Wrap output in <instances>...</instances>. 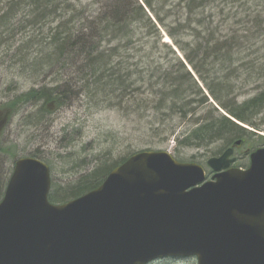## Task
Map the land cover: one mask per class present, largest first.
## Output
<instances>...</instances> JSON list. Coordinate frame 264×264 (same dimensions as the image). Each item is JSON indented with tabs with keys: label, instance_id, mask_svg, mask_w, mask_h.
Masks as SVG:
<instances>
[{
	"label": "trees",
	"instance_id": "trees-1",
	"mask_svg": "<svg viewBox=\"0 0 264 264\" xmlns=\"http://www.w3.org/2000/svg\"><path fill=\"white\" fill-rule=\"evenodd\" d=\"M174 1L176 7L179 5L184 10L185 17L183 22L175 19V25L169 28L164 21L171 11L165 7L168 0H0V46L8 55L12 51L10 56L17 58V67L31 70L33 75L53 74L50 84L31 86L14 94L3 102V109L14 114L20 106L35 105V111L26 117L40 121L48 113L49 102L60 107L71 104L81 92L85 95L113 92L119 100L127 102L126 108L137 117H142V111L152 110L149 127L156 126V132L165 128L169 138L175 133V125L163 120L166 112L171 114L170 119L177 113L181 118L186 117L195 111L191 105L199 102L208 106V110L202 118L192 120L190 128L177 139L178 144L203 147L219 140L227 148L240 140L236 147L239 148L257 138L264 145V136L256 132L260 128L252 121V117L264 111V86L242 102L237 101L233 89L238 68L251 63L241 55L249 36L223 34L211 25L201 29L203 19L199 21L196 11L214 0ZM158 24L172 39L181 57L171 46L163 44L172 60L164 63L151 58L160 38ZM255 24L261 26L260 21ZM42 25H47L46 32L40 31ZM177 28L190 29L191 40L177 39ZM198 28L201 30L197 31ZM150 37L154 39L148 46ZM127 50L130 53L126 56ZM71 68L76 77L67 74ZM114 68L134 69L119 73ZM186 68H191L216 106L208 103ZM189 88L201 95L198 101L190 98ZM29 156L43 160L38 153ZM125 159L99 162L65 186L51 184L49 201L62 203L96 188ZM8 178L3 180L0 176V200Z\"/></svg>",
	"mask_w": 264,
	"mask_h": 264
},
{
	"label": "water",
	"instance_id": "water-1",
	"mask_svg": "<svg viewBox=\"0 0 264 264\" xmlns=\"http://www.w3.org/2000/svg\"><path fill=\"white\" fill-rule=\"evenodd\" d=\"M240 144L206 160L209 179L165 150L135 152L62 203L48 199L49 166L19 157L0 200V264H264V146L239 168Z\"/></svg>",
	"mask_w": 264,
	"mask_h": 264
},
{
	"label": "rangeland",
	"instance_id": "rangeland-1",
	"mask_svg": "<svg viewBox=\"0 0 264 264\" xmlns=\"http://www.w3.org/2000/svg\"><path fill=\"white\" fill-rule=\"evenodd\" d=\"M176 5L174 0H168L165 5L171 10L164 17L165 24L169 28L175 25V19L178 18L183 22L185 17L184 10ZM196 12L195 16L200 19L199 21L203 19V23H200L201 29L205 25H211L210 27L217 28V31L221 33L232 32L249 36L244 43L241 55L246 62L251 63L238 68L236 78L233 80L237 101L242 102L248 99L264 86V33L263 35L258 33L264 32V0H214L212 4ZM257 21H260L261 26L255 24ZM156 26L160 32V38L157 47L153 49L151 58L153 57L156 62L164 63L172 60L170 51L163 44L171 46L181 57V53L164 28L159 24ZM201 29L198 28L197 31ZM46 30L47 25H42L40 31L46 32ZM177 30L178 28L175 30L179 37L177 39L191 40L190 29ZM203 33L205 32L202 31ZM251 35L254 37L250 38ZM147 39L150 46L154 38ZM4 50L5 48L0 46V176L3 180L10 175L15 158L29 156L32 153H38L50 167L51 184L56 187L65 186L74 181L80 173L88 171L99 162L119 161L142 150H165L178 161L199 163L205 168L208 179L211 172L206 165V160L220 155L225 149L224 143L219 140L203 147L184 146L177 143L181 133L190 128L192 120L202 118L208 110V106L200 105L199 102L191 105L195 106V111L186 117L181 118L177 113L170 119L171 114L165 111L163 120L170 125H175V133L169 138L165 128L162 127L156 132L154 129L156 126L149 127V123L153 121L152 110L142 111V117H137L126 108L127 102L119 100L113 92L91 95L81 92V95L71 104L60 107L49 102L46 105L48 113L40 121L33 118L27 119L26 116L36 109V106L31 104L20 106L18 112L11 114L10 110L3 109V102L31 86L50 84L53 81V74L33 75L31 70L17 67L19 64H17V58L10 56L12 51L8 55ZM126 52L127 56L130 50ZM133 52L135 53L134 49ZM133 69L114 68V71L127 73ZM165 69L169 68H161V70ZM186 69L191 72V68ZM72 71V68L69 69L67 74L76 77L77 73ZM191 73L202 93L207 95L206 88L197 80L193 72ZM186 85L190 87L189 83ZM193 92L192 88L187 91L188 94L192 93L190 98L198 101L201 95ZM208 103L216 106L209 96ZM263 114L264 111L252 117V121L260 128V131L256 132L262 136H264ZM261 142L257 138H252L248 143L236 148L233 154L235 161L232 165L244 168L248 164V151L262 146ZM148 264H195V259L163 258Z\"/></svg>",
	"mask_w": 264,
	"mask_h": 264
},
{
	"label": "bare ground",
	"instance_id": "bare-ground-1",
	"mask_svg": "<svg viewBox=\"0 0 264 264\" xmlns=\"http://www.w3.org/2000/svg\"><path fill=\"white\" fill-rule=\"evenodd\" d=\"M206 96H207V98H208L209 94L207 93V95H206ZM209 97H210V96H209ZM210 98H211V97H210ZM231 119H232V118H231ZM232 120H233V119H232ZM236 123H238V122L236 121Z\"/></svg>",
	"mask_w": 264,
	"mask_h": 264
},
{
	"label": "flooded vegetation",
	"instance_id": "flooded-vegetation-1",
	"mask_svg": "<svg viewBox=\"0 0 264 264\" xmlns=\"http://www.w3.org/2000/svg\"><path fill=\"white\" fill-rule=\"evenodd\" d=\"M248 160H249V154H248ZM247 167V166H244V168Z\"/></svg>",
	"mask_w": 264,
	"mask_h": 264
}]
</instances>
